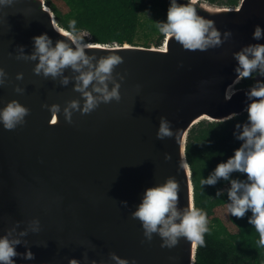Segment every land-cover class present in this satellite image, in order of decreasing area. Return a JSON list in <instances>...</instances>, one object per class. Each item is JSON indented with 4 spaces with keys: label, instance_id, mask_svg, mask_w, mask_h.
<instances>
[{
    "label": "water",
    "instance_id": "95a60500",
    "mask_svg": "<svg viewBox=\"0 0 264 264\" xmlns=\"http://www.w3.org/2000/svg\"><path fill=\"white\" fill-rule=\"evenodd\" d=\"M194 2L222 33L231 30L222 47L193 52L174 38L156 46L98 43L109 47L87 50L97 59L112 50L123 57L115 69L126 76L122 99L90 114L74 112L72 124L44 105L63 108L80 99L73 90L78 74L65 69L70 82L63 86V77L36 75L38 61L24 58L33 53L35 36L47 33L53 43L67 39L56 31L64 27L46 0L0 5V68L6 72L0 108L18 100L30 109L25 125L15 130L0 125V235L20 238L17 251L31 249L35 256L31 261L18 256L17 264H68L72 258L114 264L112 253L137 264H196L198 244L181 238L171 249L161 247L159 235L149 241L132 213L146 189L170 177L180 183L178 210L195 205L191 167L180 168L182 159L188 163L189 131L202 120L223 122L246 112L249 87L235 85L231 100L225 92L236 77L232 54L257 43L252 33L264 26V0H239L236 6ZM161 117L173 129L163 140L156 136ZM36 220L39 232L32 231Z\"/></svg>",
    "mask_w": 264,
    "mask_h": 264
},
{
    "label": "clouds",
    "instance_id": "9594fccd",
    "mask_svg": "<svg viewBox=\"0 0 264 264\" xmlns=\"http://www.w3.org/2000/svg\"><path fill=\"white\" fill-rule=\"evenodd\" d=\"M10 2L11 0H0V5ZM200 7L203 8V5ZM156 28L166 40L174 38L184 50L193 52L197 50L206 52L222 47L226 42L225 37L232 35L231 30L222 33L212 20L201 16L197 12L194 0H188L187 3L170 0L166 22H157ZM56 31L67 39H58L53 43L47 33L35 36L34 51L30 57L24 58L38 61L33 69L36 75L42 74L45 78L53 79L63 77L61 80L63 86L70 82L69 77L64 76L65 69L70 68L77 73L73 90L80 94V99L69 101L63 108L59 104L50 106L45 104L44 107L52 113L60 115L62 113L64 120L72 124L74 112L90 114L101 104H109L114 100L119 102L122 99L121 82L126 76L115 71L117 66L124 62L117 50L109 51L99 59L96 53L90 54L87 50L107 49L109 46L86 40L88 33L78 30L74 19L68 22L67 30L58 28ZM252 39L257 43L244 45L232 54L236 61L234 69L236 77L225 92V99L231 100L237 92L235 85L246 79L254 81L246 92L249 101L245 108L247 123L236 135L243 143L234 150V154L226 162L218 164L215 170L199 183L201 186H211L221 178L229 180L233 172L246 174V181L230 180L227 211L237 218H243L246 213L251 212L248 223L254 226L259 235L257 246L264 248V43L259 42L264 41V26L259 24L255 26ZM20 48L23 50L24 46ZM114 73L120 76L119 80L115 78ZM5 74V70L0 68V85L4 82ZM16 78L22 80L23 73H18ZM29 114L28 107L18 100H11L0 108V125L6 130H15L27 123L26 117ZM237 128H241V125H237ZM156 136L160 140L173 136L171 122L167 118L161 117ZM189 167L187 161L182 159L180 168L187 170ZM187 173L190 176L191 173ZM219 195L220 192L217 193V196ZM179 200L180 183L175 177H170L165 183L145 190L142 201L132 213V217L141 222L144 236L149 241L153 234L159 235L162 240L161 247L171 249L178 245L181 238H186L193 245H204V235L209 231L207 213L194 204L180 211ZM40 230V221H33L32 231ZM26 235L27 231L20 233V236ZM21 243L20 238L12 239L8 233L0 235V264H17L15 258L18 256L34 260L35 256L31 249L24 253L17 251ZM111 258L114 264H137L135 260L129 261L115 253L111 254ZM68 264L82 262L80 259L72 258Z\"/></svg>",
    "mask_w": 264,
    "mask_h": 264
},
{
    "label": "trees",
    "instance_id": "16d2710c",
    "mask_svg": "<svg viewBox=\"0 0 264 264\" xmlns=\"http://www.w3.org/2000/svg\"><path fill=\"white\" fill-rule=\"evenodd\" d=\"M61 26L68 28L76 20L77 29L89 34L88 41L102 44H135L144 25L142 14L161 11L167 15L169 0H46ZM236 6L239 0H208ZM151 28L157 32L156 25ZM149 35V34H147ZM160 34L156 44L162 45ZM146 46L151 44L146 43ZM252 79L243 80L239 87H249ZM247 123V113L235 115L223 122L202 120L189 131L186 155L192 171L195 206L208 216L209 231L204 245L198 244L196 264H264V248L257 246L259 239L254 226L248 223L251 212L245 217L231 216L227 211V192L231 179L246 181V174L233 172L229 180L221 178L215 185H200L218 164L234 154L243 141L236 138ZM241 125V128H237ZM220 192L221 195L217 196Z\"/></svg>",
    "mask_w": 264,
    "mask_h": 264
},
{
    "label": "rangeland",
    "instance_id": "374dc122",
    "mask_svg": "<svg viewBox=\"0 0 264 264\" xmlns=\"http://www.w3.org/2000/svg\"><path fill=\"white\" fill-rule=\"evenodd\" d=\"M141 18L144 25L141 27L139 31V35L135 41V44L146 46L145 44L149 43L152 46L153 45L156 46L157 45L156 42L161 33L155 32L151 28V26L156 25L157 22H166L167 15L161 11L146 12L142 14Z\"/></svg>",
    "mask_w": 264,
    "mask_h": 264
}]
</instances>
